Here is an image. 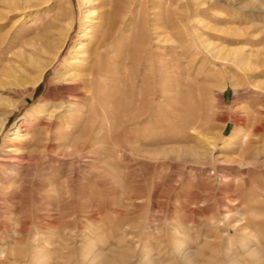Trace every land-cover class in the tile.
<instances>
[{"label":"rangeland","instance_id":"obj_1","mask_svg":"<svg viewBox=\"0 0 264 264\" xmlns=\"http://www.w3.org/2000/svg\"><path fill=\"white\" fill-rule=\"evenodd\" d=\"M3 120L0 264H264V0H0Z\"/></svg>","mask_w":264,"mask_h":264},{"label":"bare ground","instance_id":"obj_2","mask_svg":"<svg viewBox=\"0 0 264 264\" xmlns=\"http://www.w3.org/2000/svg\"><path fill=\"white\" fill-rule=\"evenodd\" d=\"M68 24H70V23H68ZM70 27V26H69ZM100 47V46H99ZM150 56V55H149ZM152 56H153V54H152ZM165 56V55H164ZM163 57V56H162ZM153 58H154V56H153ZM162 58H160V60H161ZM156 60V59H155ZM162 60H165V59H162ZM162 60H161V62H162ZM158 63V62H157ZM160 63V62H159ZM158 63V65H160ZM163 65V64H162ZM47 66V64H40V65H38L37 66V68H38V73H37V75L35 76V77H33V78H31V80H30V82L29 83H36V82H38L39 81V79L41 78V76H42V73H43V71H44V69H45V67ZM69 70H67L63 75H61V76H63L62 78L65 80V82H66V86H65V92L67 93V95H65V99L67 100V102H69V103H79V101L81 100V99H79V95L80 94H82L81 93V90H80V88L81 87H84V85L86 84V82H87V79L88 78H90V76H93V73L96 71V69H95V71H93L92 69H82V67H81V69L78 71V70H72L73 68H75V66L73 65V63H69ZM167 66V69H169L170 70V68H168V65H166ZM173 66V65H172ZM172 66H170V67H172ZM160 67V66H159ZM158 67V68H159ZM157 68V67H156ZM163 69V68H162ZM172 69V68H171ZM154 70H155V68H154ZM157 70V69H156ZM171 71V70H170ZM9 73V72H8ZM97 73V72H96ZM167 74L168 73H166L165 71L163 72V70H161V68H160V70L159 71H155L153 74H152V90L147 94V96L149 95V99L148 98H143L142 96H141V94H142V90H145L146 88H148V82L146 81V79L148 78V77H144V79H141L140 80V83L137 85V82H136V88H137V95H136V98H134L133 97V93H134V91H131V93H130V95H129V98H130V100H129V102H128V108H132L133 107V105H134V107L136 106V107H142L143 108V106H146V107H148V108H151V107H153L154 109H158V107H160V105L158 104V101H159V99L160 98H163L164 97V94H167V92H169V90H171V86H169L170 85V83H168L165 87H161V86H155V84L157 83V82H159V80H160V78H162L163 76H165V77H168L167 76ZM170 75V74H169ZM139 76H141V75H139ZM172 77V76H171ZM171 77H169V79L171 78ZM95 78V77H94ZM150 78V77H149ZM173 78V77H172ZM62 79V80H63ZM139 79H140V77H139ZM151 79V78H150ZM163 79V78H162ZM169 79L167 80V82L169 81ZM24 81L25 80H23V79H18V80H16L15 81V84L16 85H21L22 83H24ZM122 81V80H121ZM27 82V83H28ZM89 82H90V80H89ZM88 82V83H89ZM65 84V83H64ZM164 84V83H163ZM145 86H147V87H145ZM150 86V85H149ZM92 87V86H91ZM86 88V87H85ZM84 89V88H83ZM91 89V88H90ZM83 91V90H82ZM85 91V90H84ZM88 91H90V90H88ZM145 92H148V91H145ZM144 93V92H143ZM84 95L85 94H83V97H84ZM86 95H88V94H86ZM144 95V94H143ZM81 98V97H80ZM168 99H171V96H168L167 97ZM83 100V99H82ZM86 101V100H85ZM147 103H146V102ZM148 108H147V110H148ZM140 109V108H139ZM153 109V110H154ZM156 111V110H155ZM7 113V112H6ZM10 113V112H9ZM142 114H144V113H142ZM152 114V113H151ZM27 115V114H26ZM25 115V116H26ZM145 115V114H144ZM27 117H29V119H32V121H34V122H38L39 124H42V125H45V127H46V130H47V132H49V130L51 129V127H52V123L51 122H49V121H44L43 120V118H42V115L40 114V113H36V112H33V113H31L30 115H27ZM30 117H32V118H30ZM138 117V116H137ZM142 117V116H141ZM152 117V116H151ZM155 118V117H154ZM128 119V118H127ZM144 119V118H143ZM137 120H139V119H137ZM4 121L5 120H3V121H1V123H0V132L2 131V129H3V126H4ZM130 121H132V120H130ZM134 121V120H133ZM156 121V120H155ZM136 122V121H135ZM133 123V122H132ZM138 123H139V121H138ZM155 124V123H154ZM27 129V128H26ZM135 129V128H134ZM154 129V128H153ZM24 130V129H23ZM23 130L21 129V126L20 125H18V126H14L13 127V131H12V134H11V136L10 137H7V138H9L8 140L11 142V145H9V146H4V149H3V151H5V152H7V153H9V154H12V156L13 155H16V156H21V154H22V152L21 151H19V147L20 146H23V145H26V144H28L29 143V139H28V137H27V132H23ZM128 134V133H127ZM126 134V135H127ZM8 136V135H7ZM131 136V135H130ZM127 137V136H126ZM129 138V137H128ZM127 138V139H128ZM45 140L44 141H46V142H50L51 140H53V138L51 137V135H48V133L46 134V137L44 138ZM134 140V139H133ZM135 141V140H134ZM149 141H150V139H149ZM37 142V141H36ZM52 142V141H51ZM38 143V142H37ZM37 143H35L34 145H37ZM141 144V143H140ZM35 150V149H34ZM9 154H7V155H9ZM0 159H2V158H0ZM1 161V160H0ZM2 162V161H1Z\"/></svg>","mask_w":264,"mask_h":264}]
</instances>
